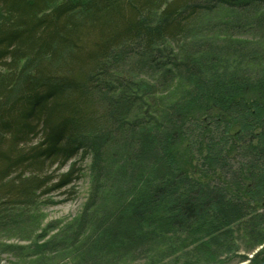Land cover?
Masks as SVG:
<instances>
[{
	"label": "trees",
	"instance_id": "16d2710c",
	"mask_svg": "<svg viewBox=\"0 0 264 264\" xmlns=\"http://www.w3.org/2000/svg\"><path fill=\"white\" fill-rule=\"evenodd\" d=\"M261 60L264 0H0V232L84 171L54 162L88 153L77 264L132 247L180 264L197 241L182 264H199L234 218L241 261H264Z\"/></svg>",
	"mask_w": 264,
	"mask_h": 264
},
{
	"label": "rangeland",
	"instance_id": "374dc122",
	"mask_svg": "<svg viewBox=\"0 0 264 264\" xmlns=\"http://www.w3.org/2000/svg\"><path fill=\"white\" fill-rule=\"evenodd\" d=\"M264 63V60L257 63ZM264 68V67H262ZM264 71V69H262ZM261 73V72H260ZM241 110H238L240 115ZM238 123H241V118H236ZM217 126V124H214ZM239 126V125H238ZM220 127L215 134L220 136ZM73 163L82 166L84 171L79 178L72 184L63 188L50 192L45 199H49L52 204L43 203L37 206L36 213L33 210H25L24 215L17 219V224L10 223L7 228L0 232V264H77V258L82 253L90 248L89 243L85 238L77 240V238H67L68 233H73L77 229L78 222H75L83 212V208L90 199L92 190V172L89 166L91 164V156L87 153H80L76 158L60 164L54 162L51 166L52 170H57L55 175L70 170ZM240 221L237 218L232 219L228 226L222 228L223 237L218 239V242L213 244L212 248L218 247V250L211 251L215 255L214 259L204 261L199 255V264H248L249 261H241L238 254H245L244 237L241 236ZM231 225L230 233H225L226 229ZM42 235L43 238H39ZM212 235V234H211ZM65 237V238H63ZM225 237L228 240L233 239L236 244H223ZM53 239L57 244V248L44 249L41 246L43 242H49ZM34 240V241H32ZM37 243L35 244V241ZM71 240V241H70ZM70 241V242H69ZM200 242L187 243L188 245L171 259L179 257L177 261L184 263L191 254L193 248ZM196 244V245H195ZM221 244V245H220ZM21 245V248L13 247ZM233 249L238 246L236 250L228 251V248ZM228 247V248H227ZM260 248L255 252L249 253V257H253ZM132 252V256L128 257L126 261H120L110 258V252L104 256L101 264H145L143 254L139 255L135 247L128 250ZM127 251V252H128ZM112 254V253H111Z\"/></svg>",
	"mask_w": 264,
	"mask_h": 264
},
{
	"label": "water",
	"instance_id": "95a60500",
	"mask_svg": "<svg viewBox=\"0 0 264 264\" xmlns=\"http://www.w3.org/2000/svg\"><path fill=\"white\" fill-rule=\"evenodd\" d=\"M258 264H264V261H262V262H260V263H258Z\"/></svg>",
	"mask_w": 264,
	"mask_h": 264
}]
</instances>
